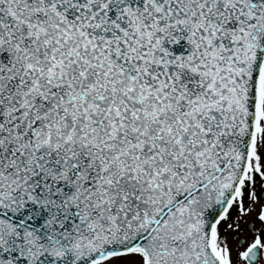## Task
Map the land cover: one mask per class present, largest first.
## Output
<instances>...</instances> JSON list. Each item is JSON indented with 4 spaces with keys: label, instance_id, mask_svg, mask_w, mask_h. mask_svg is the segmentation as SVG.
<instances>
[{
    "label": "snow or ice",
    "instance_id": "1",
    "mask_svg": "<svg viewBox=\"0 0 264 264\" xmlns=\"http://www.w3.org/2000/svg\"><path fill=\"white\" fill-rule=\"evenodd\" d=\"M0 264H264V0H0Z\"/></svg>",
    "mask_w": 264,
    "mask_h": 264
}]
</instances>
